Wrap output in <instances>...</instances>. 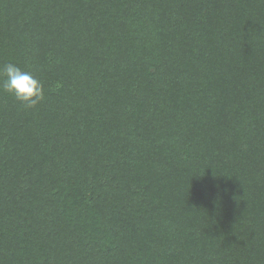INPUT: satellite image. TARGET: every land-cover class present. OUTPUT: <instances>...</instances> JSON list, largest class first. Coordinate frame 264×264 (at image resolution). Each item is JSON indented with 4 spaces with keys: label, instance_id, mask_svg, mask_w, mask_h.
<instances>
[{
    "label": "trees",
    "instance_id": "trees-1",
    "mask_svg": "<svg viewBox=\"0 0 264 264\" xmlns=\"http://www.w3.org/2000/svg\"><path fill=\"white\" fill-rule=\"evenodd\" d=\"M0 264H264V0H0Z\"/></svg>",
    "mask_w": 264,
    "mask_h": 264
},
{
    "label": "clouds",
    "instance_id": "clouds-1",
    "mask_svg": "<svg viewBox=\"0 0 264 264\" xmlns=\"http://www.w3.org/2000/svg\"><path fill=\"white\" fill-rule=\"evenodd\" d=\"M0 92L11 95L24 109H34L44 99V84L32 71L7 62L0 65Z\"/></svg>",
    "mask_w": 264,
    "mask_h": 264
}]
</instances>
